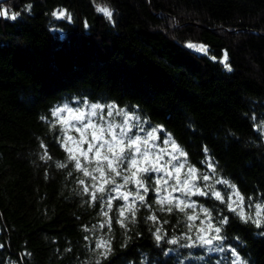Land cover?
<instances>
[{"label": "trees", "instance_id": "obj_1", "mask_svg": "<svg viewBox=\"0 0 264 264\" xmlns=\"http://www.w3.org/2000/svg\"><path fill=\"white\" fill-rule=\"evenodd\" d=\"M95 3L110 6L111 22L93 0H0L20 13L0 16V264H231L232 249L241 264H264V227L209 194L196 205L212 213L226 251L185 247L186 217L159 210L165 193L155 191L151 174L147 194L139 189L145 200L135 204V223L126 213L122 227L124 200L109 188L91 199L93 181L67 160L63 125L52 115L84 100L134 113L171 137L199 174L235 185L254 215L264 204V0ZM60 10L71 18L52 15ZM225 53L230 71L220 62ZM100 238L111 244L106 259L94 251Z\"/></svg>", "mask_w": 264, "mask_h": 264}, {"label": "snow or ice", "instance_id": "obj_2", "mask_svg": "<svg viewBox=\"0 0 264 264\" xmlns=\"http://www.w3.org/2000/svg\"><path fill=\"white\" fill-rule=\"evenodd\" d=\"M95 10L98 13L103 14V16L112 21L113 10L109 5H99L93 0ZM32 5H28L25 10L31 9ZM20 13L10 14V10L0 6V16L5 18L15 20ZM52 15L57 19L65 18L68 15L64 10L53 11ZM188 47L195 48L197 51L204 52L207 54V48L202 45H193L189 44ZM213 59H215L213 57ZM228 56L227 53L224 54L223 59L220 61L227 70H231L230 65L227 63ZM83 103L88 106L87 111L84 108L77 107L72 108L65 104L61 108H57L53 111V116H59L61 112L69 113V118H61L58 123L62 124L61 128L62 133V143L66 146V151L68 153L67 160L69 162H74V168L77 172H82L84 177H89L93 181L92 189L90 195L93 201L103 198V195L106 191V185L114 184V190L119 193L121 199L125 201V204L120 207L119 215L121 219L118 221L122 227L125 226L124 221L129 219L126 213L131 214V222L135 223L136 211L135 201H139L141 204L144 203L145 196L140 194L139 189H143L144 193L147 194L150 185H146L145 181L151 180L150 173L152 172H165L169 178H174L176 180V185H169L168 180L163 177L156 180V189L155 191L159 194L161 188L163 187V192L167 195L158 196L156 203L159 204L160 211L172 212L173 209L178 210L181 213H184L187 220V230L188 232H193L195 230V237L185 236L184 239L188 240L189 243L185 247L195 248L199 247H208L210 251H226L222 244L219 247H214V244H219V242L224 240V237L220 235L221 227L215 226L212 223V213L208 208L200 207L199 212H196V206L194 203L189 202L187 199H180L178 197H172L171 192L179 191L185 197H191L193 195L205 196L209 192L216 199L220 200L222 203L223 198L221 193L215 191L211 185H208V191L202 190L200 187H197L195 181L199 178L197 176V169L195 166H189L187 172L184 174L183 179L180 177L181 169L185 167L184 163L179 162V157H186L187 153L182 150V148L176 144L175 141L171 140V137H168L164 140L165 145L171 144L172 150L178 155H172L171 159L168 160L164 165H159V160L163 159V155L153 160L152 157L155 155L152 153L151 149L153 145L149 143V140L157 139L154 135V132H148L147 138H142L139 135H136L132 128L129 127V120L132 117H129L127 113H124L123 110L118 112V115L124 116L123 124H117L115 122H109L105 120L104 116L101 115L102 110L105 105L100 103H89V101L84 100ZM108 116L113 115L114 105H107ZM98 118L100 122L94 120L93 118ZM41 119H44L43 117ZM138 119V118H137ZM70 121H75V123H70ZM136 127V125H133ZM70 128L75 129L80 133V138L76 139L74 136L69 135ZM119 129V131H117ZM162 131V130H161ZM89 136L91 139L89 140ZM72 145L67 147V145ZM84 144H87L88 147L86 150L82 148ZM163 151V150H162ZM94 152V155L90 158L89 153ZM84 158L85 164H82L80 157ZM42 159H50L47 155L42 157ZM95 161V165L89 169L88 165H91ZM172 161H176V164H172ZM123 165L124 172L130 173V175H123L124 183L122 185L116 184L115 176H121L122 171L120 166ZM168 165H172L173 171L176 173L173 177V172L168 170ZM57 167L65 168L67 167L64 163H58ZM211 168L212 165H209ZM71 174V173H69ZM98 174V175H96ZM204 181L209 180V176L204 175L202 177ZM99 182V183H97ZM81 185H84V180L79 181ZM134 183L137 185V191L133 192H124L120 193V189L125 187L128 184ZM216 183L229 184L227 180H217ZM229 186L233 189V194L235 200L232 196L228 197L227 208L228 211L236 213L239 219L248 222L251 221L255 224L257 228L264 227V204L257 203L255 204L254 215H249L244 210V200L245 198L239 193L235 185ZM171 188V192L169 191ZM83 192L89 194V187H84ZM99 194V195H98ZM134 200L129 203V197H133ZM251 201V197L248 198ZM165 205L168 207L165 209ZM236 205V206H234ZM108 210H112V200L109 199L104 205ZM185 209H192V213L189 214ZM104 216L108 215V212L105 211L102 213ZM203 215L204 219L200 220L199 226L195 224V221L200 219V216ZM148 220L156 221L157 217L152 215L147 217ZM228 222L227 217H220L219 224H225ZM105 223H109L107 220ZM103 227V225H101ZM162 229H155V239L157 242L163 239ZM87 239V237H86ZM178 241L176 239L169 240L168 243L176 244ZM2 247V245H0ZM94 251L98 252V255L102 258H107L111 253V244L110 241L104 238H100L95 242ZM231 256L235 259L231 264H241V257L235 249L231 250ZM14 264V262H13ZM96 264H100V261L97 260Z\"/></svg>", "mask_w": 264, "mask_h": 264}, {"label": "rangeland", "instance_id": "obj_3", "mask_svg": "<svg viewBox=\"0 0 264 264\" xmlns=\"http://www.w3.org/2000/svg\"><path fill=\"white\" fill-rule=\"evenodd\" d=\"M77 107H81V108H84L85 111H87V108L88 106L85 105V104H80V105H76L72 108H77ZM121 110H123L124 113H127L129 117H132V119L129 120V127L132 128V131L136 134V135H139L140 137L142 138H147V133L148 132H154V135L156 137H158L157 139H150L149 140V143L153 145V148L151 149L152 153H154L155 155L152 157L153 160H156L157 157L163 155V159L162 160H159V165H164L168 160L171 159L172 155H178V153H174L173 150H172V147H171V144L169 143L168 145H165L164 143V140L167 139L169 136H167L166 134L162 133V131H160L159 129H154V128H148L145 121H141L134 113H130L128 111H126L125 109H122V108H118L114 105V108H113V115L112 116H108V111L109 109L107 108V106L104 107V109L102 110L101 112V115L104 116L105 120L109 121V122H115L117 124H123V121H124V116L122 115H118L117 113L120 112ZM69 118V113H67L66 111L65 112H61L59 114V116H56L57 119H61V118ZM138 118V119H137ZM94 120H97V122H100L98 120V118H93ZM70 123H75V121H70ZM133 125H136V127H133ZM117 131H119V129H117ZM69 135L70 136H74L76 139H79L80 138V133L77 132L75 129H72L70 128L69 130ZM91 139V137L89 136V140ZM72 145H68V147H71ZM88 147L87 144H84L82 146V148L84 150H86ZM163 150V151H162ZM94 155V152H90L89 153V157L91 158L92 156ZM81 159V162H83L84 164L86 163L84 161V158L81 156L80 157ZM179 162L180 163H184L185 164V167L183 169H181V172H180V177L181 179H183L184 177V174L187 172V169L190 165H188L187 161H186V158L185 157H179ZM177 162L176 161H172V164H176ZM95 165V161H93V163L91 165H88L89 167H93ZM205 166V165H204ZM207 168L209 169V166H207ZM206 166H205V170H207ZM124 169V166L121 165L120 166V170L122 171V175L121 176H115V174H112L114 177H115V182L116 184H120L122 185L124 183L123 181V175H130V173L128 172H124L123 171ZM168 170L173 172V177H175L176 173L173 171L172 169V165H168ZM204 173H201L199 174V171H197V176L199 177L196 181H195V184L197 187H200L202 190L204 191H208V185H211L212 188L215 189V191H218L221 193V197L223 198V200L226 201V203H228V197L229 196H232L233 197V200H235V196L233 194V189L228 185V184H223V183H216L217 180H215L211 175L208 174L207 171H203ZM151 175H154V177H158L156 178L159 179L161 177H163L164 179H168V177L166 178V173L161 171V172H152L150 173ZM98 175V174H96ZM204 175H207L209 176V180L208 181H204L202 179V177ZM170 179V180H169ZM168 179V184L169 185H176V180L174 178H169ZM155 180V182H156ZM106 188H109L110 189V192L113 194L112 197L114 198H120L119 196V193L117 191L114 190L115 188V185L114 184H110V185H106L105 186ZM129 188L137 191V185H135L134 183L132 184H128L126 185L125 187L121 188L120 189V193H124V192H127V190H129ZM163 189V187H162ZM169 191L171 192V188H169ZM165 195H167V193H165ZM209 195H211V193L209 192ZM171 196L172 197H178L180 199H187L189 202H192L195 204L196 206V212L198 213L199 212V207H197L196 205V197L198 195H193L191 197H185L181 192L179 191H176V192H171ZM121 199V198H120ZM134 200V196L133 197H129V200L130 202H132ZM138 201V200H137ZM135 201V204H138V202ZM125 202V201H124ZM236 206V205H234ZM244 206V205H243ZM191 212H192V209H189ZM244 210H245V207H244ZM204 219L203 215L200 216V219L196 220L195 221V224L197 226H199L200 224V220ZM213 223V222H212ZM214 224V223H213ZM191 234H194V237H195V230H193V232H191ZM191 234L189 236H191ZM193 237V238H194ZM220 244H222L221 242H219V244H214L213 246L214 247H219ZM208 250L209 248L206 247ZM210 251V250H209Z\"/></svg>", "mask_w": 264, "mask_h": 264}]
</instances>
